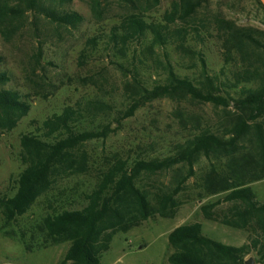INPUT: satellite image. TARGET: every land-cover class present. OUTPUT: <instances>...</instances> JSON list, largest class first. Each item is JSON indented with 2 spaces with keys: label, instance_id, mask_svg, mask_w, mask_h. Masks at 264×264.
<instances>
[{
  "label": "trees",
  "instance_id": "trees-1",
  "mask_svg": "<svg viewBox=\"0 0 264 264\" xmlns=\"http://www.w3.org/2000/svg\"><path fill=\"white\" fill-rule=\"evenodd\" d=\"M70 1L0 0V33L6 41L13 39L30 12L57 27L77 28L83 16L63 8ZM198 9L197 0H178L159 23L148 21L143 12L129 13L108 33L87 40L79 66L87 67L95 55L106 53L124 77V109H118L115 95L108 93L106 77L89 76L82 81L96 89L95 95L81 98L24 134L20 153L24 170L17 192L0 202L6 226L26 215L39 199L48 198L60 182L90 174L87 144L106 139L113 123L134 117L148 103L168 98L179 104L186 100L212 104L216 122L191 125L188 137L174 144L168 156L116 157L101 171L91 192L80 197L77 208H53L28 231L3 228L5 237L18 239L30 253L68 243L61 264H102L116 234L127 233L156 215L174 217L182 204L179 196L195 179L193 187L201 198L217 197L202 206L205 219L253 230L254 237L234 247L206 237L201 223L182 225L169 235L173 250L169 264H246L252 252L264 261V201L252 188L264 180V31L220 16L196 21ZM207 35L220 43L225 62L222 75L229 70L232 78L211 75L204 54L193 47L194 42L206 43ZM169 48L179 56L199 55V77L180 75ZM193 67H197L194 61L190 70ZM12 81L9 72L0 71V131L15 128L31 109L27 97L6 88ZM203 160L208 167L200 168L199 175ZM161 173L173 174L171 188L154 193L141 184L145 175L150 179Z\"/></svg>",
  "mask_w": 264,
  "mask_h": 264
},
{
  "label": "rangeland",
  "instance_id": "rangeland-1",
  "mask_svg": "<svg viewBox=\"0 0 264 264\" xmlns=\"http://www.w3.org/2000/svg\"><path fill=\"white\" fill-rule=\"evenodd\" d=\"M131 1L71 0L64 3L63 8L83 16V22L77 28L57 27L44 17L30 12L27 23L13 39L6 41L0 33V57L3 58L0 71H7L13 77L6 88L19 91L31 105L27 116L15 128L0 131V202L4 198L14 197L17 192V180L24 170L20 158L21 137L34 132L36 126L47 118L62 113L81 98L95 95L96 89L84 85V78L106 77L109 80L108 93L115 95L117 108L124 109V77L110 64L107 54L95 55L89 66L84 68L79 66L78 59L89 38L108 33L125 15L143 12L148 21L163 22L166 13L172 10L178 0H159L158 3L153 0ZM197 2L199 9L196 21H209L220 16L235 21L239 26L264 31V10L256 0ZM206 38V43L194 42L193 47L204 54L210 74L218 75L221 80L227 76L232 78L229 70L226 71L227 76L222 75L225 62L220 43L208 35ZM168 51L180 75L199 77V55L192 59L190 55H177L171 48ZM193 61L197 67L190 70ZM228 68L231 69L230 66ZM216 119L212 104L197 105L189 100L179 104L163 98L148 103L134 117L121 124L113 123L112 132L106 139L94 140L86 146L92 158L90 174L60 182L55 192L48 198L39 199L26 215L9 226H6L0 205V264H61L70 244L30 253L18 239L5 237L2 229L16 233L28 231L40 224L55 208H77L82 203L80 197L91 192L98 183L101 171L116 157L134 160L168 156L174 144L188 137L191 131L187 128L196 122L213 124ZM207 167L208 162L203 160L199 175L201 169ZM173 180V174L161 173L150 179L145 175L141 184L156 193L171 188ZM194 181L191 179L188 182L189 189L179 196L182 204L174 217L156 215L127 233L116 234L110 249L102 256V264H169L168 259L173 252L169 247L170 233L179 226L195 222L202 224L206 237L225 245L241 247L248 243L254 237L253 230L233 229L204 218L202 206L215 201L217 197L201 198L200 191L193 187ZM252 188L258 198L264 201V180L253 183ZM245 260L246 264H264L256 252L250 253Z\"/></svg>",
  "mask_w": 264,
  "mask_h": 264
},
{
  "label": "water",
  "instance_id": "water-1",
  "mask_svg": "<svg viewBox=\"0 0 264 264\" xmlns=\"http://www.w3.org/2000/svg\"><path fill=\"white\" fill-rule=\"evenodd\" d=\"M261 1V3L264 5V0H260Z\"/></svg>",
  "mask_w": 264,
  "mask_h": 264
}]
</instances>
